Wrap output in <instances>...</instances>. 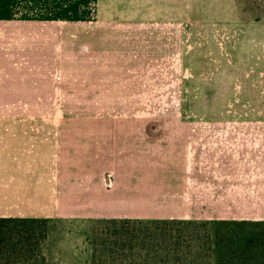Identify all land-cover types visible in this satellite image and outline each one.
I'll return each instance as SVG.
<instances>
[{
  "label": "rangeland",
  "instance_id": "obj_1",
  "mask_svg": "<svg viewBox=\"0 0 264 264\" xmlns=\"http://www.w3.org/2000/svg\"><path fill=\"white\" fill-rule=\"evenodd\" d=\"M140 1L133 15L141 19L86 20L82 13L99 17L112 6L0 0L10 66L0 108L10 125L64 128L56 135L60 211L34 259L17 264H151L119 247L107 261L116 227L106 220L246 216L242 171L264 173V76L257 88L246 77L257 53L242 48L244 22L234 13L247 15L251 3L264 12V0ZM247 135L259 139L258 164L242 155ZM261 183L253 200L264 217ZM96 230L107 236L94 240ZM250 230L260 228L222 231L243 238ZM96 240L108 244L96 248ZM179 250L183 259L169 263L160 248L157 264L215 262L200 241Z\"/></svg>",
  "mask_w": 264,
  "mask_h": 264
},
{
  "label": "crops",
  "instance_id": "obj_2",
  "mask_svg": "<svg viewBox=\"0 0 264 264\" xmlns=\"http://www.w3.org/2000/svg\"><path fill=\"white\" fill-rule=\"evenodd\" d=\"M99 1L101 4L112 6L110 11H108L109 8L104 7L98 13L99 17L95 13H91L94 15L82 13L79 15L84 16L80 19H141L133 15L135 13L133 6L137 5V0H97L98 3ZM141 3L142 1L139 4ZM256 7L257 5L251 3L247 7V15L238 12L234 13L236 15L234 17L244 22L240 34L242 48L257 53L255 60L252 59L251 64L247 63L246 71L248 79L254 77L252 85L257 88L260 87L258 75L264 76V55L260 54L264 53V12ZM240 10L242 11V6ZM6 18L7 16L0 13V102H3L1 97L3 88L6 93L8 92V69L10 68L5 53H3L4 44L9 36ZM261 68H263L262 72ZM1 106L2 103H0ZM63 129L62 126L57 125H10L8 114L0 108V218L49 219L60 211L59 197H62V190L57 178L55 156L58 146L56 135ZM257 140H259L258 137L249 135L242 137V142H244L242 155L246 158L247 165L251 159L259 163L257 159L260 157V151L253 147ZM261 182H264V173L258 169L247 167L242 171V187H244L242 193H244V203L247 206L246 216L241 218L242 221H264V217L260 215L258 202L253 200L255 194H261Z\"/></svg>",
  "mask_w": 264,
  "mask_h": 264
},
{
  "label": "trees",
  "instance_id": "obj_3",
  "mask_svg": "<svg viewBox=\"0 0 264 264\" xmlns=\"http://www.w3.org/2000/svg\"><path fill=\"white\" fill-rule=\"evenodd\" d=\"M107 223L116 228L113 236L94 231V240L106 235L109 244L106 257L116 261L114 254L117 248L129 250L130 255L138 262L145 261L157 264L160 248L169 251L161 262H179L183 259L180 247L186 242L197 240L207 244L208 255H214V264H264V221L248 222L239 220H182V219H107ZM48 218H0V264L29 263L35 257V249L47 237ZM251 223L260 230H250L243 238L227 236L222 230L232 224L244 225ZM205 228L203 235L184 234L187 228ZM209 229L211 231L209 232ZM94 245H107L108 242L94 241ZM212 251V252H210ZM122 257L130 255L120 253ZM130 256V257H131ZM140 258H138V257ZM138 258V259H137ZM104 260V257L101 261Z\"/></svg>",
  "mask_w": 264,
  "mask_h": 264
}]
</instances>
